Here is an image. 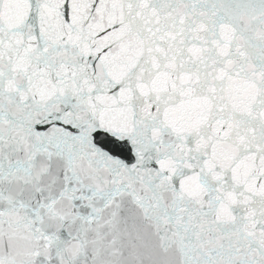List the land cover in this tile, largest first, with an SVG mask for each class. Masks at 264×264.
Here are the masks:
<instances>
[{
	"label": "snow or ice",
	"instance_id": "obj_1",
	"mask_svg": "<svg viewBox=\"0 0 264 264\" xmlns=\"http://www.w3.org/2000/svg\"><path fill=\"white\" fill-rule=\"evenodd\" d=\"M0 264H264V0H0Z\"/></svg>",
	"mask_w": 264,
	"mask_h": 264
}]
</instances>
